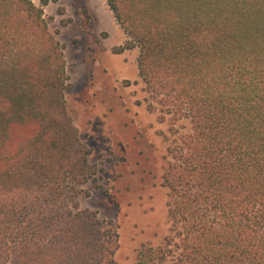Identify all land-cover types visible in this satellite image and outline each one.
I'll return each instance as SVG.
<instances>
[{"label": "trees", "instance_id": "16d2710c", "mask_svg": "<svg viewBox=\"0 0 264 264\" xmlns=\"http://www.w3.org/2000/svg\"><path fill=\"white\" fill-rule=\"evenodd\" d=\"M107 4L116 53L138 48L144 90L192 125L165 157L170 235L135 264H264V0ZM68 81L44 10L0 0V264L114 262L118 231L76 202L99 171Z\"/></svg>", "mask_w": 264, "mask_h": 264}, {"label": "rangeland", "instance_id": "374dc122", "mask_svg": "<svg viewBox=\"0 0 264 264\" xmlns=\"http://www.w3.org/2000/svg\"><path fill=\"white\" fill-rule=\"evenodd\" d=\"M31 1L64 46L69 113L90 151L88 164L99 171L82 186L79 210L96 213L118 231L112 264H135L142 247L162 246L170 235L165 157L171 141L191 131V122L183 117L172 123L144 90L138 48L116 53L128 37L107 0Z\"/></svg>", "mask_w": 264, "mask_h": 264}]
</instances>
